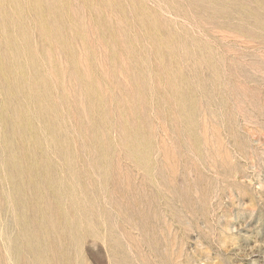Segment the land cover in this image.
<instances>
[{
	"label": "rangeland",
	"instance_id": "1",
	"mask_svg": "<svg viewBox=\"0 0 264 264\" xmlns=\"http://www.w3.org/2000/svg\"><path fill=\"white\" fill-rule=\"evenodd\" d=\"M0 264H264V0H0Z\"/></svg>",
	"mask_w": 264,
	"mask_h": 264
}]
</instances>
